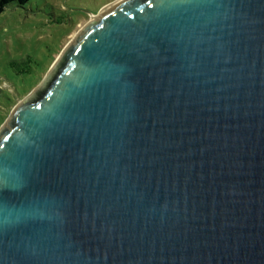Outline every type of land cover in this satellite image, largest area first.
Instances as JSON below:
<instances>
[{
	"label": "water",
	"instance_id": "95a60500",
	"mask_svg": "<svg viewBox=\"0 0 264 264\" xmlns=\"http://www.w3.org/2000/svg\"><path fill=\"white\" fill-rule=\"evenodd\" d=\"M0 264H264V0H107L0 124Z\"/></svg>",
	"mask_w": 264,
	"mask_h": 264
},
{
	"label": "rangeland",
	"instance_id": "374dc122",
	"mask_svg": "<svg viewBox=\"0 0 264 264\" xmlns=\"http://www.w3.org/2000/svg\"><path fill=\"white\" fill-rule=\"evenodd\" d=\"M105 1L29 0L4 8L0 14V124L15 101L43 76L67 37Z\"/></svg>",
	"mask_w": 264,
	"mask_h": 264
},
{
	"label": "trees",
	"instance_id": "16d2710c",
	"mask_svg": "<svg viewBox=\"0 0 264 264\" xmlns=\"http://www.w3.org/2000/svg\"><path fill=\"white\" fill-rule=\"evenodd\" d=\"M28 1L29 0H0V14L4 11V8L7 5L11 4V3H14V4L18 5V6H21V5L25 4ZM26 61H28V60H26ZM10 64H12L14 66L15 63L14 62H10ZM17 72H19V71H17Z\"/></svg>",
	"mask_w": 264,
	"mask_h": 264
}]
</instances>
